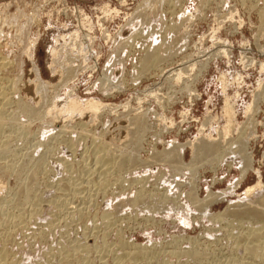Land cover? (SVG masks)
I'll list each match as a JSON object with an SVG mask.
<instances>
[{"label": "rangeland", "instance_id": "rangeland-1", "mask_svg": "<svg viewBox=\"0 0 264 264\" xmlns=\"http://www.w3.org/2000/svg\"><path fill=\"white\" fill-rule=\"evenodd\" d=\"M262 13L264 0H0V81H20L6 88L0 215L26 217L0 227V258L3 249L12 264H120L131 243L153 250L136 264H264L241 239L264 217L217 216L264 208ZM150 52L159 61L141 70ZM211 140L221 150L196 152ZM102 148L111 166L94 172Z\"/></svg>", "mask_w": 264, "mask_h": 264}, {"label": "bare ground", "instance_id": "bare-ground-1", "mask_svg": "<svg viewBox=\"0 0 264 264\" xmlns=\"http://www.w3.org/2000/svg\"><path fill=\"white\" fill-rule=\"evenodd\" d=\"M9 4H10V2H9ZM26 4V3H25ZM4 5V4H3ZM154 5V4H153ZM9 6V5H8ZM3 7V6H2ZM7 7V6H6ZM5 7V8H6ZM8 8V7H7ZM20 8V7H19ZM4 9V8H3ZM19 11H20V9H18ZM34 10V9H33ZM263 10V9H262ZM21 12V11H20ZM25 12V11H24ZM36 11H33V14L35 13ZM3 13H5V10H4V12ZM10 13V12H9ZM7 14V15H10V14ZM17 13H18V11H17ZM30 13V12H29ZM1 14H2V12H1ZM1 14H0V16H1ZM27 14H28V11H27ZM31 14V13H30ZM36 14V13H35ZM12 15V14H11ZM21 15V14H20ZM5 16V15H4ZM13 16L14 15H12V16H9L10 18V22H6L7 24H9V23H11L12 22V19H13ZM26 16L27 15H25V16H23L24 17V19L26 18ZM30 16V15H29ZM37 16V15H36ZM14 17H16V16H14ZM33 17V16H32ZM6 18V17H5ZM5 18H0V20L1 19H3V20H5ZM12 18V19H11ZM17 18V17H16ZM16 18H14L13 20H15L16 21ZM31 18V17H30ZM23 19V18H22ZM34 19V18H33ZM262 19H263V22H264V13H262ZM3 20H1V21H3ZM7 20V19H6ZM8 21V20H7ZM14 21V22H15ZM3 23H5L4 21H3ZM20 23V22H19ZM32 23H33V21H32ZM12 24H14V23H12ZM23 24V23H22ZM264 24V23H263ZM1 25V24H0ZM10 25V24H9ZM17 26H18V24H16ZM20 25H21V23H20ZM3 26V25H2ZM1 26V27H2ZM7 26V25H6ZM22 27H23V25H22ZM10 28V27H9ZM21 29V28H20ZM20 29H19V32H20ZM14 30H15V28H14ZM16 30H18V27H17V29ZM15 30V31H16ZM23 31V30H22ZM18 32V31H17ZM0 33H1V31H0ZM20 33H22V32H20ZM2 34H4V33H2ZM16 34V33H15ZM6 35V34H5ZM21 34H19V36H20ZM13 36L14 37H16L17 35H14L13 34ZM25 36V35H24ZM21 38V37H20ZM17 39V38H16ZM18 39H19V37H18ZM22 39H24V38H22ZM17 42V41H16ZM161 42V41H160ZM165 48V47H164ZM52 50V53H55L54 51H55V49L54 48H52L51 49ZM166 50V49H165ZM64 55H65V53H64ZM7 57V56H6ZM4 58V57H3ZM69 58V57H68ZM71 58V57H70ZM159 56H157L154 52H150L148 55H146L145 56V58L143 59V61H142V68H141V70H144L145 71V69H147V68H149V67H151V66H153L155 63H157L158 61H159ZM6 59V58H5ZM74 59V58H73ZM54 60V59H53ZM11 61V60H10ZM4 62H5V60H4ZM58 64H59V61L57 62ZM57 64V65H58ZM9 65V64H8ZM7 65V66H8ZM11 65V64H10ZM60 65V64H59ZM9 67V66H8ZM70 68V67H69ZM68 68V69H69ZM68 69H64V72H66L67 73V71L66 70H68ZM71 69H72V67H71ZM6 70V69H5ZM33 70H34V75H36V79L38 80V78H39V71H38V69H37V67H36V65L34 64L33 65ZM69 71V70H68ZM65 73V74H66ZM70 73H72V72H69V73H67L68 74V76L70 75ZM10 74V73H9ZM22 74V73H21ZM5 75V74H4ZM64 75V74H63ZM6 76V75H5ZM105 76V75H104ZM16 77V76H15ZM66 77H67V75H66ZM65 77V75H64V77L62 78V80L64 79V78H66ZM21 78V77H20ZM19 77H18V79H20ZM223 78V77H222ZM15 80H17V78H14ZM2 80V79H1ZM15 80H11L9 83H7V80H6V83H7V85H6V83L5 84H3V82L1 83V81H0V133H1V128H2V126H3V118H4V115H5V113H6V111H5V109H4V104L7 102L8 103V96H7V91H6V88H7V90H9V88L11 89H13V90H15L14 88L15 87H17V85H16V83L17 82H20V81H15ZM9 81V80H8ZM63 81H65V80H63ZM221 81V80H220ZM36 82V81H35ZM38 83V82H37ZM44 83V82H43ZM40 84H41V81H40ZM37 85V84H36ZM15 86V87H14ZM44 86V85H43ZM9 87V88H8ZM14 87V88H13ZM37 88V87H36ZM35 88V89H36ZM17 89V88H16ZM38 89V88H37ZM41 89V88H40ZM39 89V90H40ZM19 90V89H18ZM17 90V91H18ZM39 90H37V91H39ZM44 90V89H43ZM44 92H46V91H44ZM14 93V92H13ZM41 94H43L42 93V91H41ZM45 94V93H44ZM52 94V93H51ZM11 96V95H10ZM41 96H43V100L42 101H45L44 100V95H41ZM49 96V95H48ZM46 97V96H45ZM50 98V97H49ZM49 98L47 97V101H49ZM21 99V98H20ZM42 99V98H41ZM78 100V99H77ZM12 101V100H11ZM15 101V100H14ZM18 101H20L19 100V98H18ZM18 101H17V104L19 105L18 107H20V103L22 102V101H20L19 103H18ZM41 101V100H40ZM41 101V102H42ZM51 101V100H50ZM24 102V101H23ZM23 102L21 103V105L23 104ZM43 103V102H42ZM41 103V104H42ZM46 103V102H45ZM92 103H94V102H92ZM40 104V105H41ZM44 104V103H43ZM42 104V105H43ZM82 104V103H81ZM27 105V104H26ZM40 105H38L39 107H41L40 109H43L42 108V105L40 106ZM46 105V104H45ZM70 105L72 106H75L76 104H75V102L74 101H71L70 102ZM89 105V104H88ZM44 106V105H43ZM72 106V107H73ZM81 106V105H80ZM32 107V106H31ZM38 107V108H39ZM45 107V106H44ZM67 107V106H66ZM70 107V106H69ZM21 108V107H20ZM33 108H36V107H33ZM37 108V110H39ZM64 108V107H63ZM22 109V108H21ZM74 109V108H73ZM44 110H45V108H44ZM63 110V109H62ZM65 110V109H64ZM77 110V109H76ZM25 111V112H24ZM26 111L28 112V113H31L30 115H32V113H35L34 111H33V109H31V108H29V107H23V112L24 113H26ZM42 111V110H41ZM224 111H225V115L227 116V126H228V128H227V130H226V132L225 133H228V131L230 130V125H231V123L233 122V116H234V109H233V106L228 102V100L226 99L225 100V103H224ZM43 112V114L42 115H44V111H42ZM10 114V113H9ZM8 115V114H7ZM29 115V116H30ZM34 116H35V114H33ZM32 115V116H33ZM38 115H39V112H38V114H37V116H35V117H38ZM11 116V115H10ZM12 116H14L13 114H12ZM28 116V114L26 113V117ZM40 116V115H39ZM15 117V116H14ZM34 117V118H35ZM9 118V117H8ZM12 118V117H11ZM11 118H9V119H11ZM134 118V117H133ZM6 121V120H5ZM14 121V120H13ZM19 121V120H18ZM11 122V121H10ZM14 123V122H13ZM18 123H20V122H18ZM18 123H16L17 125H18ZM16 124H15V126H16ZM25 124V123H24ZM135 124V123H134ZM137 124H139V123H137ZM137 124L135 125V126H137ZM5 125V124H4ZM20 125V124H19ZM8 126H10V125H8ZM13 126V124L11 125V127ZM14 126V127H15ZM133 126V125H132ZM139 126V125H138ZM5 127V126H4ZM10 127V128H11ZM7 128V127H6ZM16 128V127H15ZM25 128V127H24ZM135 128V127H134ZM137 129V128H136ZM5 130V129H4ZM20 130V129H19ZM16 131V130H15ZM22 131V130H21ZM9 132V131H8ZM14 132V131H13ZM1 135V134H0ZM2 135H3V132H2ZM1 135V136H2ZM6 135V134H5ZM26 135V134H25ZM6 137H7V135H6ZM5 137V138H6ZM19 137V136H18ZM17 137V138H18ZM1 138H3V137H0V146L1 145H3L2 144V142L4 141V140H2ZM94 139V138H93ZM235 139V140H234ZM233 139V141L231 142L232 144H235V143H238V142H240L241 141V137H237V138H234ZM16 140V139H15ZM14 141V140H13ZM8 142V141H7ZM10 143V142H9ZM103 144H105V143H103ZM10 145V144H9ZM73 145V144H72ZM71 145V146H72ZM98 145V144H97ZM106 145V144H105ZM199 145V144H198ZM201 146H200V148H197V151L196 152H198V153H209V152H213V151H217L218 149H220L221 147H220V145H219V143H218V141H215V140H211V141H208V142H203V143H201L200 144ZM239 145V144H238ZM5 146H8L7 144L5 145ZM240 146V145H239ZM98 147H100V145H98ZM103 147H105L104 145H103ZM220 147V148H219ZM234 147V146H233ZM7 148V147H6ZM5 148V149H6ZM10 148V147H9ZM229 148V147H228ZM237 148V147H236ZM236 148H234V149H236ZM94 149V148H93ZM97 149V148H96ZM96 149H94L95 150V152H97L96 151ZM227 149V148H226ZM9 150V149H8ZM97 150H99V149H97ZM102 150V151H101ZM100 150V152H102V154H100V152L98 151V155L97 154H95L94 156V158L95 159H93L94 161V163H93V165H92V168H91V170H95L94 172H96V171H98V170H96V167H97V165L98 166H105L106 167V165H109L110 164V160H109V157L107 158V160L105 159V161H107V162H102L103 160H104V158H105V153H107L106 151H104V149L102 148ZM221 150V149H220ZM82 151H84V150H82ZM0 152H2V151H0ZM8 152V151H7ZM81 152V151H80ZM94 152V153H95ZM195 152V153H196ZM10 153V152H9ZM0 154H2V153H0ZM41 155V154H40ZM39 155V156H40ZM108 155V154H107ZM123 155V154H122ZM3 156H4V154H3ZM93 157V156H92ZM107 157V156H106ZM41 159V158H40ZM44 159V158H43ZM29 160V159H28ZM38 160V159H37ZM36 160V161H37ZM42 160V159H41ZM124 161H127V160H124ZM123 161V162H124ZM39 162L40 161H38V164H39ZM65 163H66V161H64ZM36 163V162H35ZM42 163H44V161L42 162ZM41 163V164H42ZM1 164V163H0ZM34 164V163H33ZM38 164H37V166H38ZM67 164V163H66ZM97 164V165H96ZM6 165V164H5ZM96 167H95V166ZM120 165V164H119ZM2 166H4V165H2ZM40 166V165H39ZM43 166V165H42ZM71 166V165H70ZM88 166V165H87ZM93 166H94V169H93ZM110 166H111V164H110ZM113 166V165H112ZM8 167V166H7ZM89 167V166H88ZM66 168H68L67 166H66ZM90 168V167H89ZM130 168V167H129ZM3 169V168H2ZM34 169H37V168H34ZM71 169V168H70ZM68 170V169H67ZM90 170V169H89ZM90 170V173L92 172ZM107 170H108V168H107ZM106 170V168H105V171L106 172H108ZM12 171H13V169H12ZM33 171V170H32ZM66 171V170H65ZM69 171V170H68ZM100 171V170H99ZM98 171V172H99ZM112 171V170H111ZM120 171V170H119ZM37 172H39V171H37ZM101 172V171H100ZM99 172V173H100ZM29 173H31V172H29ZM34 173V172H33ZM93 173V172H92ZM102 173V172H101ZM113 173V172H112ZM5 174V173H4ZM110 174V173H109ZM99 175V174H98ZM113 175V174H112ZM36 176V175H35ZM91 176H93L92 174H91ZM95 176V175H94ZM94 176H93V178H94ZM32 177V176H31ZM85 177V176H84ZM98 177H101V176H98ZM120 177V176H119ZM8 178V177H7ZM26 178V177H25ZM66 178V177H65ZM69 178V177H68ZM31 179V178H30ZM80 179V178H79ZM87 179V178H86ZM99 179V178H98ZM26 180V179H25ZM33 180H35V179H33ZM77 180V179H76ZM81 180V179H80ZM93 180H95V179H93ZM100 181H98L96 184L97 185H102L105 181H106V179L104 178L103 180H101V179H99ZM118 180V179H117ZM32 181V180H31ZM116 181V180H115ZM126 181V180H125ZM26 182V181H25ZM29 182V181H28ZM65 182V181H64ZM74 182V181H73ZM88 182V181H87ZM89 182H91V181H89ZM18 183H19V181H18ZM95 183V182H94ZM66 184V183H65ZM70 184V183H69ZM90 184V183H89ZM21 184H19V186H20ZM62 185V184H61ZM83 185H86V181H85V184H83ZM88 185V184H87ZM94 184H92V186H93ZM18 186V185H17ZM32 186V185H31ZM30 186V187H31ZM103 186V185H102ZM101 186V187H102ZM20 188V187H19ZM29 187H28V185H25L24 187L22 186V193H23V198H24V200H29V199H31V197L32 196H30V194H29V189H28ZM59 188V187H58ZM74 189V188H73ZM254 189H260V183L259 182H257V184H255L254 186H252V187H248V188H246V190L244 191L247 195H249L250 193H252L253 192V190ZM97 190V189H96ZM69 191H71L70 189H69ZM80 191V190H79ZM88 191V190H87ZM74 192H77V191H74ZM32 193V192H31ZM68 193H70V192H68ZM68 193H67V195H68ZM244 193V194H245ZM40 194V193H39ZM70 194H72V193H70ZM75 194V193H74ZM77 194V193H76ZM86 194V193H85ZM35 196H36V194H34ZM34 196V198H33V200L36 198ZM55 196V195H54ZM79 196V195H78ZM139 196H140V194H139ZM246 196V195H245ZM12 197V196H11ZM22 197V196H21ZM81 197V196H80ZM138 197V196H137ZM137 197H135V199L137 198ZM68 198H70V197H68ZM75 198V197H74ZM20 199V198H19ZM72 199V201H73V198H71ZM81 199V198H80ZM79 199V200H80ZM143 199V198H142ZM22 200V199H21ZM32 200V201H33ZM37 200V199H36ZM70 200V199H69ZM75 200V199H74ZM133 200V199H132ZM148 200V199H147ZM162 200H163V198H162ZM259 201L257 202V203H259L260 204V206L262 205V206H264V194L260 197V199H258ZM8 201V200H7ZM81 201V200H80ZM135 200H133V202H134ZM143 201V200H142ZM17 202V201H16ZM31 202V201H30ZM61 202V201H60ZM66 202V201H65ZM147 202V201H146ZM249 202V201H248ZM15 203V202H14ZM139 203V202H138ZM150 203V202H149ZM162 203V202H161ZM239 203V202H238ZM66 204H67V202H66ZM65 204V205H66ZM133 204V203H132ZM136 204V203H135ZM251 204H252V202H251ZM9 205V204H8ZM36 205H37V203H36ZM68 205V204H67ZM236 205V204H235ZM246 205V204H245ZM245 205H243V206H241V205H238V206H235V207H233V208H231V209H229V210H226V211H224L223 213L221 212L220 214H217V216L219 217V215H221V216H225L224 214H226V216L227 215H229V216H231V218L232 217H234V218H244V217H254L253 219H258V220H263V219H261L262 217H264V208H260V207H256V206H253V205H250V203H248L247 204V206H245ZM22 206V205H21ZM20 206V207H21ZM19 207V208H20ZM57 207H59V206H57ZM115 207V206H114ZM73 208V207H72ZM86 208V207H85ZM154 208V207H153ZM157 208H158V206H157ZM81 209V208H80ZM112 209V208H111ZM2 210V209H1ZM53 210H54V208H53ZM71 210V209H70ZM61 211V210H60ZM111 212V211H110ZM34 213V212H33ZM109 213V212H108ZM20 214V213H19ZM16 215V216H10V215H7V214H5L4 213V215H3V217L0 215V227L2 226V225H6V226H10L9 224H13L15 221H19V219H21V216L22 215ZM57 214V213H56ZM6 215V216H5ZM105 216V215H104ZM23 219H21V221L23 220L24 221V219L26 218V217H24V214H23ZM229 218V217H228ZM230 218V219H231ZM260 218V219H259ZM220 219V218H219ZM20 221V222H21ZM109 222V221H108ZM239 222V221H238ZM17 223V222H16ZM16 223L14 224V225H16ZM24 222H22L21 224H23ZM8 224V225H7ZM17 224H19V223H17ZM4 225V226H5ZM229 225V224H228ZM13 227V225L11 226V228ZM19 227V226H18ZM247 227V226H246ZM17 228V227H16ZM5 230V229H4ZM7 231H8V228L6 229ZM16 230V229H15ZM14 230V231H15ZM7 231H5V232H7ZM10 231H11V229H10ZM4 232V233H5ZM245 232V231H244ZM4 233H0L1 235H0V237L2 236V237H4L2 234H4ZM8 233H9V231H8ZM14 233V232H13ZM5 235H7L6 233H5ZM230 236V235H229ZM232 236H233V234H232ZM242 236V238L241 239H243V244H242V246H243V248H244V251L246 250V251H248V253H250V254H252V255H258L259 257H261V255H264V248L262 249V246H264V226H262V227H260L259 228V230H258V228L256 229V230H254V228H251V227H249L248 228V231H246V234H243V235H241ZM1 237V238H2ZM240 237V236H239ZM8 238V237H7ZM4 240V239H3ZM9 240V239H8ZM240 239L238 238V240L237 241H239ZM69 244V243H68ZM84 244V243H83ZM131 244V243H130ZM129 244V245H130ZM238 244V243H237ZM240 244H241V242H240ZM81 245V244H80ZM120 245V244H119ZM122 245H124V244H122ZM128 244L125 246V247H123L122 246V248H124L123 249V253L121 252L120 254H122L123 255V257H126V260H125V258H124V260H122V262L120 263V264H136L135 263V261L136 260H140V259H144V257L146 258V256H148V255H151L152 254V252H150V251H153V250H149L148 248L150 247H148L147 245L146 246H142V245H139V244H137V245H133V246H129ZM132 245V244H131ZM82 246V245H81ZM242 246L241 247H239V248H242ZM84 247H86L85 245H84ZM90 246H88V248H89ZM78 248H79V246L77 247V248H75V247H73V246H71V248H70V250L69 251H71V252H73V253H70V254H74V253H76L77 251H79L78 250ZM152 248V247H151ZM63 249V248H62ZM79 249H84V248H79ZM86 249V248H85ZM191 249V248H190ZM87 250V249H86ZM122 250V249H121ZM195 250V249H194ZM2 257L0 258V264H12V263H10L9 261H7V259H5V254L7 253L6 251H4L3 249H2ZM187 251H188V249H187ZM243 251V250H242ZM1 252V251H0ZM6 252V253H5ZM65 252V251H64ZM89 252V251H88ZM150 252V254H148ZM190 252V251H189ZM188 252V253H189ZM193 252V251H192ZM196 252H197V250H196ZM59 253V252H58ZM69 253V252H68ZM176 253V252H175ZM188 253H187V256H189L188 255ZM198 253V252H197ZM197 253H190V255H191V259H195V258H197V261L199 260L198 258H202V257H199L198 255H197ZM9 254V253H8ZM156 254V253H155ZM199 254V253H198ZM69 255V254H68ZM101 255V254H100ZM200 255V254H199ZM1 256V255H0ZM60 256V255H59ZM63 256V255H62ZM70 256V255H69ZM115 256V255H114ZM120 256V255H119ZM152 256H153V254H152ZM152 256H150V258L152 257ZM200 256H202V254L200 255ZM7 257H8V255H7ZM78 257V256H77ZM87 257V256H86ZM193 257V258H192ZM257 257V256H256ZM264 257V256H263ZM9 258H11V257H9ZM119 258V257H118ZM120 258H122V256L120 257ZM147 258H149V257H147ZM189 258V257H188ZM132 261V262H129V261ZM152 260V259H151ZM201 260V259H200ZM199 260V261H200ZM203 260V259H202ZM253 260V259H252ZM146 261V260H145ZM226 262L228 261V260H225ZM137 262V261H136ZM138 263V262H137ZM231 263V262H230ZM238 263V262H237ZM105 264V263H104ZM115 264V263H114ZM116 264H118V263H116ZM144 264V263H143ZM198 264H200V262L198 263ZM222 264V263H221ZM224 264H226V263H224Z\"/></svg>", "mask_w": 264, "mask_h": 264}]
</instances>
